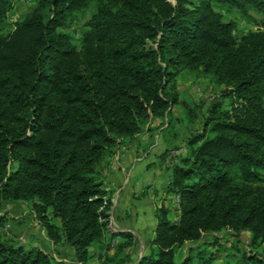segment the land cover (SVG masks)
Wrapping results in <instances>:
<instances>
[{
  "label": "trees",
  "instance_id": "1",
  "mask_svg": "<svg viewBox=\"0 0 264 264\" xmlns=\"http://www.w3.org/2000/svg\"><path fill=\"white\" fill-rule=\"evenodd\" d=\"M92 3L76 41L60 31ZM216 5L257 29L236 37L237 22ZM10 8L0 0V24ZM186 72L221 86L226 105L213 98L188 133L165 189L177 196V219L155 207L136 264H217L219 235L235 239L224 264H264V0H37L10 32L0 29V202H30L47 237L80 264L90 247L101 264H124L118 253L132 236L107 254L110 201L98 166L153 119L172 124L175 80ZM4 223L0 264H52L5 237Z\"/></svg>",
  "mask_w": 264,
  "mask_h": 264
},
{
  "label": "rangeland",
  "instance_id": "2",
  "mask_svg": "<svg viewBox=\"0 0 264 264\" xmlns=\"http://www.w3.org/2000/svg\"><path fill=\"white\" fill-rule=\"evenodd\" d=\"M167 1L172 3L174 2V0ZM36 2L37 0H10L11 8L7 13L5 22L0 24L1 32H10L13 29L14 24L17 21L22 20L23 17L32 10ZM215 9L220 11L226 20H234L237 22L238 29L235 31L236 37H240L244 33L255 31L257 29L251 19L243 17L237 12L230 11L219 5H216ZM94 11L95 4L92 3L89 9L84 13H76L71 25L69 27L61 28L60 31L70 35L72 39L76 41L80 30L83 28V24ZM250 15L254 18H260V16L254 12H251ZM175 87L178 92L179 103L172 107V113L174 115L172 124H168L166 117L153 119L147 126L148 128L136 137L132 139H118V143L112 153L98 166L101 173V178L99 180L101 183L100 187L106 191L104 199H109L110 201L108 209V232L110 229L113 231L117 229L116 226L119 224L116 218L118 213L113 210V204L119 198V192L124 188V192L127 191L133 195L132 192L134 191L133 186L131 185L132 182L128 178V172L122 177L121 187H116L114 189H111L110 187V168L112 164H116L119 161L121 154L125 150L130 149L133 144L138 157L143 159L146 157V151H151L149 155H152V163L159 164L162 168L160 173L163 174V171L171 172V165L177 163L179 159L187 153L186 138L188 133L201 128L210 101L213 98H217L221 101H225L224 104L226 105V100L223 99L220 94L221 86L215 85L206 76L186 72L176 78ZM182 104H186L191 113L186 111ZM165 189L157 192L143 190L138 192L136 197L143 198L145 194H148V197L154 205V209L155 207L164 205L169 210V218L175 221L177 219V196L171 192H167ZM0 217H3L5 220L2 228L4 236L13 239L25 248L32 247L28 244L30 243L29 239L33 237V234L35 236L38 235V225L42 230H44L35 214L31 211L30 202L2 201L0 202ZM108 236L111 237L109 234ZM247 236L248 234L246 232L243 233V241H246ZM220 237H222V235H219V239L216 241V243H220V245L216 244L212 248L214 251L222 249L217 252V260H215V263L224 264L225 260L229 257L227 254L232 251L230 248L233 243H235V239L229 236L224 239H221ZM114 239V237L111 239V249L107 251L108 255H113L116 244L125 242V238L123 236L121 242H116ZM50 241L55 244L52 240ZM134 244L135 243L133 241L132 245L125 246L123 251L118 253V256H123L125 254L129 255L134 250L137 251V246ZM241 246L245 247L244 243L241 244ZM261 249L262 248H260V250ZM96 251L99 252L98 249H96ZM147 251V248L144 249L142 254L147 253ZM102 253L97 255L100 261L102 260L99 255ZM90 254L92 255V258H90L87 264L95 259V256L92 253ZM47 255L50 257L52 264H56L54 257L50 254Z\"/></svg>",
  "mask_w": 264,
  "mask_h": 264
},
{
  "label": "crops",
  "instance_id": "3",
  "mask_svg": "<svg viewBox=\"0 0 264 264\" xmlns=\"http://www.w3.org/2000/svg\"><path fill=\"white\" fill-rule=\"evenodd\" d=\"M150 153L151 151H146V157L142 159L138 157L132 144L131 148L125 150L119 161L112 164L110 168L109 183L111 189L121 187L122 177L127 172L134 189L133 195L127 191L124 192V188L119 192V198L113 204V210L118 213L116 218L119 224L116 226L117 229L114 231L110 229L108 232L115 238L114 241L116 242L122 241L123 233H129L132 236L137 251L131 252L124 264H136L138 262L143 250L148 248L154 233V205L148 194H145L143 198H137L136 194L143 190L150 192L164 190L171 177L170 171L160 173L162 168L159 164L152 163ZM38 228V235L33 234V237L29 239L30 243L28 244L30 246L50 254L54 257L56 264H79L74 258L72 249L67 244H53L39 225ZM89 252L95 256V259L88 264H101L97 255L102 252L96 251L95 247H90Z\"/></svg>",
  "mask_w": 264,
  "mask_h": 264
}]
</instances>
